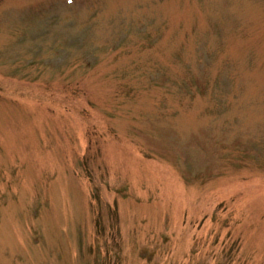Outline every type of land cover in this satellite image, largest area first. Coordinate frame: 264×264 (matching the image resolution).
<instances>
[{"label":"rangeland","instance_id":"1","mask_svg":"<svg viewBox=\"0 0 264 264\" xmlns=\"http://www.w3.org/2000/svg\"><path fill=\"white\" fill-rule=\"evenodd\" d=\"M0 264H264V0H0Z\"/></svg>","mask_w":264,"mask_h":264}]
</instances>
